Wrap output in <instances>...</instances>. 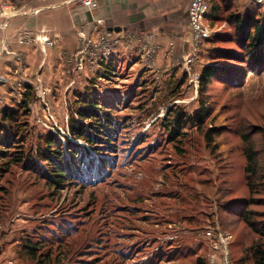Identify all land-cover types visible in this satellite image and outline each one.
<instances>
[{"label": "rangeland", "instance_id": "1", "mask_svg": "<svg viewBox=\"0 0 264 264\" xmlns=\"http://www.w3.org/2000/svg\"><path fill=\"white\" fill-rule=\"evenodd\" d=\"M138 7L135 25L124 30L114 28V19L95 20L97 28L76 26L87 37V65L77 72L68 59L62 84L45 83L34 73L28 82L8 78L2 85L0 126L3 108L18 109L23 99L28 101L26 110L8 122L23 137L25 158L0 170V264H140L159 252L176 257L158 264H198L199 257L202 264H252L244 246L233 244L234 221L237 241L244 237L245 245L254 234L225 208L246 206L255 212L256 223L264 220V185L253 178L259 192L248 190L243 138L249 137L262 169L264 68L231 70L238 78L217 77L203 91L199 75L205 65L219 61V47H236L229 15L261 12L264 20V5L207 0L204 21L216 32L196 50L189 25L174 12L180 0H143ZM174 30L185 36L182 41L189 40V46L183 44L189 51L181 61L170 43L174 60L160 67L157 36ZM35 37L28 32L22 42ZM85 96H96L98 109L108 111L112 121L102 120L111 130L97 133L94 145L70 134L71 117L79 118ZM201 107L208 110L201 125L183 123L180 133L170 131L176 112L191 116ZM81 123L89 128L88 121ZM211 128L218 133L208 143L205 133ZM108 132L111 144L106 143ZM50 134L60 141L62 169L68 172L57 185L39 154L46 151ZM24 244L37 248L35 258Z\"/></svg>", "mask_w": 264, "mask_h": 264}, {"label": "trees", "instance_id": "2", "mask_svg": "<svg viewBox=\"0 0 264 264\" xmlns=\"http://www.w3.org/2000/svg\"><path fill=\"white\" fill-rule=\"evenodd\" d=\"M262 15L263 13L261 12L245 15H229V22L233 26V35L230 40L234 41L236 47H219L218 54L219 57H221L219 58V61L214 64L205 65L200 72V91L205 90V87L217 77L227 75L228 77L222 78L224 80H228L229 77L233 78L234 80L238 78H235L230 73L231 70L240 71L241 69L245 68L246 70H252L255 72L261 68H264V20L261 18ZM227 64H230V66L227 67ZM106 68H109V66ZM106 71L108 70L106 69ZM235 82L237 83H234V85H238V81ZM26 89V95H28L30 92V87L26 86ZM83 98L84 101L79 103L77 108V115L79 118L76 120L73 116L71 117L70 134L76 140H84L88 144L94 145V138L99 139L97 133L104 134L105 131L111 130V127L103 126V124L106 123L112 125V121L109 117L108 111L105 109H101L102 111L98 109L99 103L96 96L91 98L85 96ZM27 101V98L23 99L21 106H17L18 109L5 107L1 111V119L4 121V125L0 126V160H3V162L0 164V170H6L7 166L11 165L12 163L19 164L25 158L22 150L23 143H20L23 141V137L20 135L19 129L13 131L12 129L15 128L14 124L8 122L16 120L19 110H26ZM204 108L205 107H201L198 112L191 116L183 112H176L174 118L172 119L173 124L170 125V131L180 133V127L183 125V123L191 122L195 125H201L205 121V118L208 114V110ZM93 120L98 121L93 123ZM102 120H104V123ZM86 121H88L90 124L88 129L83 128L84 125L81 123ZM215 132L218 133L215 128H211L205 133V138L208 143L213 142V134H215ZM106 135V140H108L106 143L111 144L109 140L112 139V136L109 134V132ZM243 136L246 144V164L244 166L245 180L249 192L257 193L259 192L258 189L253 188L252 186L254 182L253 178H259V183H263L264 185V164L261 169L259 159L257 158L258 152L250 145L249 137L247 135ZM65 139L68 141V143H70L68 138ZM55 140V137L50 134L48 138H46V151H40L39 154L40 156L42 155L41 160L46 162V167L50 168V170H47L48 175L52 176L51 178L54 180V185H57L63 182V178L67 176L65 174H68V172L62 169L63 167L61 160L64 159V155L62 153L60 141L56 143ZM225 210L240 217L241 221L247 226V229L252 234H254L252 241L250 240L251 242L245 243V245L243 243L244 237L240 238V241H237L239 238L237 237L236 239L235 235L238 234V227L234 221L231 233L234 235L233 244L235 243V247L238 245L240 248L244 246L245 252H247L248 255L246 254L245 256V253L243 252L242 256H248L247 258H250L252 264H264V220L258 221V223H256V221L252 219V216L255 212L252 209H246V206L243 208V210H241L240 207L239 209L236 207L233 209L225 208ZM23 246H25L28 254H30L32 258L36 257L35 250L37 248L35 246L28 244H24ZM168 248H172V245H170ZM137 253H140V251L138 250ZM173 257L176 256L170 253L159 252V255L157 254V256H154L153 258L146 257L145 260L141 261L140 264H158L162 259L172 261ZM127 259L131 260V262L132 260H135L133 257H129ZM201 260L202 259L200 257L196 259L198 264H202ZM235 260L237 261V259Z\"/></svg>", "mask_w": 264, "mask_h": 264}, {"label": "crops", "instance_id": "3", "mask_svg": "<svg viewBox=\"0 0 264 264\" xmlns=\"http://www.w3.org/2000/svg\"><path fill=\"white\" fill-rule=\"evenodd\" d=\"M150 1H155V4H171L174 0ZM142 2L143 0H101L88 8L83 5L82 0H0V6L13 4H9L10 8L4 9V13L0 14V23L4 25L0 27V78L4 79V82H0V91H3L2 85L7 83L8 78L25 83L34 73L40 74L45 83L54 80L62 84L69 68L68 55L76 51L81 41L76 26L88 24L90 28L93 25L97 28L95 20L111 22L110 19H114V28L124 30L135 25L140 11L138 5ZM189 4L190 0H180V7L174 10L181 13L188 25ZM22 32L35 35V41H18V35ZM179 33L174 30L158 34L157 40L161 46L158 47L156 62L160 67H169L174 60L171 59L170 43L175 44L173 48L181 61L182 55L189 51V48L185 49L183 46L185 42L189 46V40L182 41L184 35ZM89 36L95 35L91 33ZM47 39L53 43H47Z\"/></svg>", "mask_w": 264, "mask_h": 264}, {"label": "built area", "instance_id": "4", "mask_svg": "<svg viewBox=\"0 0 264 264\" xmlns=\"http://www.w3.org/2000/svg\"><path fill=\"white\" fill-rule=\"evenodd\" d=\"M251 5H264V0H248ZM84 6L90 8L95 4V0H82ZM10 8L9 4H4L0 6V14L4 13V9ZM207 10V0H191L188 7V19H189V27H190V37H191V45L196 50L200 43L208 40L212 37V35L216 32L214 28H212L208 23L204 21V15ZM27 32L19 33L18 41L26 40ZM80 37L82 39V45L76 49L73 55L70 56L69 60L74 65L75 71L79 72L85 69L86 62V47L84 46V41L87 39L85 32H80ZM27 41V40H26ZM47 43L51 44L53 41L47 39ZM103 57H106V52L102 54ZM35 82L41 84V78L37 76L35 78ZM51 119L53 117L50 115ZM224 258L228 255L227 252H223ZM211 262L216 258V254L211 255Z\"/></svg>", "mask_w": 264, "mask_h": 264}, {"label": "water", "instance_id": "5", "mask_svg": "<svg viewBox=\"0 0 264 264\" xmlns=\"http://www.w3.org/2000/svg\"><path fill=\"white\" fill-rule=\"evenodd\" d=\"M119 28H117V30H118ZM120 30V29H119Z\"/></svg>", "mask_w": 264, "mask_h": 264}]
</instances>
